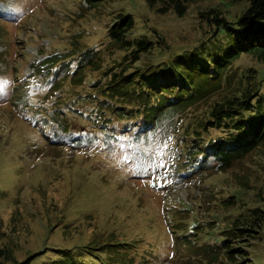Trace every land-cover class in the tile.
I'll use <instances>...</instances> for the list:
<instances>
[{
    "label": "rangeland",
    "instance_id": "374dc122",
    "mask_svg": "<svg viewBox=\"0 0 264 264\" xmlns=\"http://www.w3.org/2000/svg\"><path fill=\"white\" fill-rule=\"evenodd\" d=\"M211 7L231 19L245 4L196 0L177 16L158 13L144 0L96 6L87 0H0V264L34 252L41 256L31 263L51 264L59 258L54 249L89 242L101 248L90 252L105 264H236L242 256L264 264V224L230 242L238 247L235 259L198 250L212 247L249 208L264 209V143L225 170L210 167L213 161L204 170L185 164L193 122L217 95L263 82V60L238 55L222 88L141 135L136 119L133 129L122 127L129 119L101 112L88 96H96L93 81L104 79L102 71L124 54L107 38L117 12L132 13L131 34L155 40L161 34L167 44L141 64L202 40L211 43L215 26L198 17ZM87 46L98 50L99 68L85 67L81 80H73L75 59ZM71 49L77 50L67 58L68 73L51 75L60 62L40 66ZM105 122L118 123L116 133L105 130ZM228 196L234 204L225 205Z\"/></svg>",
    "mask_w": 264,
    "mask_h": 264
},
{
    "label": "trees",
    "instance_id": "16d2710c",
    "mask_svg": "<svg viewBox=\"0 0 264 264\" xmlns=\"http://www.w3.org/2000/svg\"><path fill=\"white\" fill-rule=\"evenodd\" d=\"M87 1L90 6H96L103 0ZM144 1L158 13L172 11L175 15L182 16L187 11L188 4L196 0ZM239 1L245 4V8L231 19H227L219 7H211L198 13L199 20L212 22L215 26L212 32L214 41L212 38L211 43L202 40L195 46L170 54L163 61L141 64L142 59L149 57L155 48L165 50L167 44L161 34L157 35L156 40L143 33L131 34L135 25L132 13L117 12L107 26V38L111 45L123 50L124 54L119 59L121 61L114 60L112 65L102 71L104 79L93 81L96 96L93 97L92 93H89L91 101L101 112L109 111L119 121L129 119L122 127L133 128L132 120L136 119L135 125L141 129H138L136 134L140 135L144 131L156 129L160 121L167 120L179 110L206 99L222 88L226 84L225 71L238 55L251 53L264 61V0H235ZM76 50L51 54L40 66L60 62L55 73L51 75L59 76L63 71L68 73L71 62L67 58ZM97 51L93 46H87L79 53L75 59L76 66L71 71L73 80H81L85 67L94 70L99 68ZM115 65L119 66V69H114ZM50 68L51 66L44 70ZM262 74L264 71L261 73L264 82ZM263 82L248 86V89L225 92L220 98L217 95L216 100L209 103L205 113L193 122L194 125L189 131L192 140L187 145L186 168L189 165L194 170H204L213 161L210 167L225 170L264 143ZM55 84H52L53 88L56 87ZM103 119L109 122L112 117L105 116ZM107 122L102 123V127L109 132L112 127L111 135L116 133L118 123L113 125L112 122L106 124ZM210 129L218 131L211 133ZM124 133L128 131L123 130L121 134ZM198 155L201 159L197 158ZM234 203L233 196H228L225 200V205ZM262 224L264 209L249 208L222 234L217 235L212 247L204 245L198 250L216 251L233 259L238 247L232 246L231 243L250 235L248 232ZM92 245L89 242L88 245H75L70 249H54L53 252H57L59 258L50 259L51 264H105L102 257L90 252L91 249L101 248ZM36 254L37 252H34L21 260L14 259L12 264H33L31 262L41 256ZM248 261L247 257L242 256L235 262L249 264Z\"/></svg>",
    "mask_w": 264,
    "mask_h": 264
}]
</instances>
